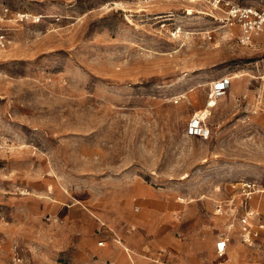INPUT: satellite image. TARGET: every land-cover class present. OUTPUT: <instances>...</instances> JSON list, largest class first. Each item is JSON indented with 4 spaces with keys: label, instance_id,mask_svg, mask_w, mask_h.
<instances>
[{
    "label": "rangeland",
    "instance_id": "1",
    "mask_svg": "<svg viewBox=\"0 0 264 264\" xmlns=\"http://www.w3.org/2000/svg\"><path fill=\"white\" fill-rule=\"evenodd\" d=\"M211 1L0 0V264H119L126 247L163 264L196 239L207 261L216 202L264 187V34L240 45ZM201 111L206 135L188 136ZM151 198L165 220L143 215ZM234 234L226 264H264Z\"/></svg>",
    "mask_w": 264,
    "mask_h": 264
},
{
    "label": "built area",
    "instance_id": "2",
    "mask_svg": "<svg viewBox=\"0 0 264 264\" xmlns=\"http://www.w3.org/2000/svg\"><path fill=\"white\" fill-rule=\"evenodd\" d=\"M211 6L219 14L213 15L214 20L221 28L227 30V36L233 31L240 45L250 46L257 35L264 34V10L234 0H212ZM5 11H8V8ZM207 37L212 39L213 34L207 31ZM10 42L8 35L0 29V50L6 48ZM232 79L231 75H226L214 80L211 96L218 98L224 95L230 89ZM261 79L264 86V74ZM206 133L204 118L193 114L188 121L186 134L202 137ZM239 184L235 193L215 204L214 212L228 219L215 242L216 255L220 258L227 254L228 246L235 236L234 228L237 229V235L243 244L256 247L264 243V187L256 179H242Z\"/></svg>",
    "mask_w": 264,
    "mask_h": 264
},
{
    "label": "crops",
    "instance_id": "3",
    "mask_svg": "<svg viewBox=\"0 0 264 264\" xmlns=\"http://www.w3.org/2000/svg\"><path fill=\"white\" fill-rule=\"evenodd\" d=\"M141 190H142V194H146L147 191L148 192L151 191L147 187H144ZM150 200H152V201L156 200V201H154L155 204L151 208L150 207H144L143 215L152 217V216H158L160 214L161 216L163 215L162 216V220H165L166 218H164V216L167 217V215H169V211L166 212L165 209H164L165 203L164 202H159L160 201L159 199L151 198ZM214 215L219 216L215 212H214ZM144 216H140L139 219H134L135 222H138V220L140 222V219L143 218ZM221 221H222V223L218 227V232L216 233V236H215V242L218 239V237H219L220 233L222 232V230L224 229L223 225L228 222V219L225 218V220H221ZM141 224L143 225V228L145 230L150 231V232H154L156 240H160L159 237L162 234V227H160L161 222H157V221L154 222L150 218L149 220L145 219V221L141 222ZM234 230L237 232L236 228H234ZM137 233H138V231L136 233H134V234H137ZM234 235H236V234H234ZM234 240H235V236H234L233 241H231L229 246H228L227 254L229 252L230 246L232 244H234L233 243ZM213 241L211 242L210 247H209L210 248V252H209V254H207V261H202L201 260V256L198 253L199 246H200L199 239L195 240V242H194L195 244L193 246L182 247V246H178V245L168 244V246L170 247V249H169L170 254H169V257H168V261L164 262L163 264H212V263H214L215 260L218 262V264H226L227 261L224 258L226 257L227 254L224 257H222V258L218 257L216 255V251H215V242H213ZM98 244L100 246H102V247H105L106 246V241L105 240H101ZM241 244L244 247L248 248V249H253L254 248L252 246L243 244L242 242H241ZM237 252L240 255V254L243 253V250L242 249L241 250L238 249ZM132 254H133L132 250L129 247H126L125 248V254H123V256L119 255V257H117L116 260L118 261L119 264H150L151 263V262H147L145 260L146 259V255H142V254L138 253L136 258H133ZM240 257L241 258L238 259L237 261H235V262L231 261L230 263H232V262L239 263L240 262V263H247V264H255L253 261H250L248 259L243 260L242 259V255ZM158 261H160V259ZM158 263H160V262H158ZM230 263H228V264H230Z\"/></svg>",
    "mask_w": 264,
    "mask_h": 264
},
{
    "label": "bare ground",
    "instance_id": "4",
    "mask_svg": "<svg viewBox=\"0 0 264 264\" xmlns=\"http://www.w3.org/2000/svg\"><path fill=\"white\" fill-rule=\"evenodd\" d=\"M212 100H213V97L210 98L208 104H210L212 102ZM197 115L200 116L201 118H203V112L202 111L201 112H197ZM182 200H183V198H182Z\"/></svg>",
    "mask_w": 264,
    "mask_h": 264
}]
</instances>
